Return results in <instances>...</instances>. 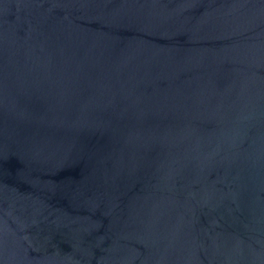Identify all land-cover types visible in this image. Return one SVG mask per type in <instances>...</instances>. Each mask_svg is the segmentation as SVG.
<instances>
[{"label": "water", "instance_id": "1", "mask_svg": "<svg viewBox=\"0 0 264 264\" xmlns=\"http://www.w3.org/2000/svg\"><path fill=\"white\" fill-rule=\"evenodd\" d=\"M0 264H264V0H0Z\"/></svg>", "mask_w": 264, "mask_h": 264}]
</instances>
